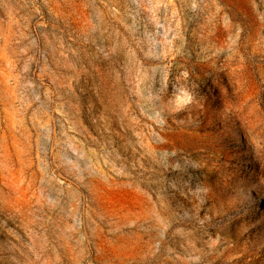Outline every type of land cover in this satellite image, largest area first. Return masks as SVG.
I'll use <instances>...</instances> for the list:
<instances>
[{"label": "rangeland", "instance_id": "obj_1", "mask_svg": "<svg viewBox=\"0 0 264 264\" xmlns=\"http://www.w3.org/2000/svg\"><path fill=\"white\" fill-rule=\"evenodd\" d=\"M262 129L264 0H0V264H264Z\"/></svg>", "mask_w": 264, "mask_h": 264}, {"label": "clouds", "instance_id": "obj_2", "mask_svg": "<svg viewBox=\"0 0 264 264\" xmlns=\"http://www.w3.org/2000/svg\"><path fill=\"white\" fill-rule=\"evenodd\" d=\"M82 88H83V93L81 95V102H82L84 109H85L82 113V118L87 123L89 120V106H90V104L95 105L97 107V110H98L99 104L103 101V98L98 100V98L92 94V91H91L92 84L91 83L82 84ZM196 123L201 125V131L207 130L203 119L197 120ZM216 127H217V129H219L218 123H217ZM262 130H264V129H262ZM225 134L228 136V143H230L231 145L240 146V145H242V143L245 140L247 141L246 133L241 128V126L239 124L233 125L230 123L228 125V131H226ZM247 144H248V141H247ZM192 159H195V157H193ZM241 165L244 166L245 173H246V169H247L248 165H251L253 167V169H255L257 167V162L253 156V149L251 147H249V155H248L247 161H245ZM188 175L190 176L189 184L192 185V187L194 188V194H199L202 191V189L200 187H197V185L207 184L209 186H212L214 183V180L212 177H210V176L204 177L203 174L198 173L194 170L192 172L188 173ZM203 190L207 191V189H203Z\"/></svg>", "mask_w": 264, "mask_h": 264}]
</instances>
